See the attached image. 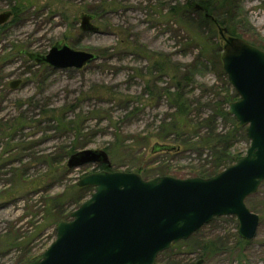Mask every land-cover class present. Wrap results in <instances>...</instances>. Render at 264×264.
<instances>
[{"label":"rangeland","instance_id":"rangeland-1","mask_svg":"<svg viewBox=\"0 0 264 264\" xmlns=\"http://www.w3.org/2000/svg\"><path fill=\"white\" fill-rule=\"evenodd\" d=\"M189 1L0 0V14L16 8L0 27V264L42 255L57 236L51 199L100 171L99 164L69 169L68 158L67 171L57 172L51 162L65 148L103 150L110 171L138 173L145 180L188 179L212 166L208 151L152 152L155 145L172 142L158 136L165 123L173 122L168 93L184 87L192 119L216 114L227 95L238 101L215 58L220 56L223 69L221 56L232 30L235 38L264 51V0H218L213 15L222 24L220 32L196 21L199 5L185 14L171 13ZM83 14L95 15L98 33L81 30ZM188 17L196 23L191 30L182 24ZM58 43L93 53L97 60L79 70L54 69L29 57L45 56ZM15 81L20 83L13 89ZM230 126L218 118V131ZM249 146L242 138L233 152L244 157ZM93 192L88 187L83 203ZM70 196L57 203L63 221L80 207ZM246 205L261 217L254 240L239 237L236 216L216 217L159 254L156 264L200 259L204 264H264V183Z\"/></svg>","mask_w":264,"mask_h":264},{"label":"water","instance_id":"water-1","mask_svg":"<svg viewBox=\"0 0 264 264\" xmlns=\"http://www.w3.org/2000/svg\"><path fill=\"white\" fill-rule=\"evenodd\" d=\"M12 16V11L1 13L0 27ZM94 19L81 15V30L98 33ZM225 41L223 70L240 97L228 113L246 131V155L210 178L145 180L138 173L106 170L86 175L77 185L93 187L91 197L70 214V221L57 223L56 239L42 255L21 264H156L159 254L222 216H236L241 239L256 238L261 217L246 199L264 183V51L239 38ZM29 57L54 69L79 70L97 60L93 53L59 43L45 56ZM169 150L155 146L153 153ZM88 164L111 165L103 150L76 152L67 161L69 169Z\"/></svg>","mask_w":264,"mask_h":264},{"label":"trees","instance_id":"trees-1","mask_svg":"<svg viewBox=\"0 0 264 264\" xmlns=\"http://www.w3.org/2000/svg\"><path fill=\"white\" fill-rule=\"evenodd\" d=\"M193 1V2H192ZM187 3L179 4L177 7H173L171 9V13H175L179 15L180 13L185 14L186 10L195 9L196 5L201 7V11L198 12L196 21L200 23V26L208 27L214 31L220 32L222 25L219 21L217 22L215 16L213 15L216 7L218 6V0H192ZM225 1V0H224ZM196 2V3H195ZM16 8H13V15L15 14ZM180 11V12H179ZM182 14V15H183ZM95 17V15H93ZM187 17V16H186ZM182 24L187 30H191L196 23H194V19L188 17L186 20H182ZM222 22V21H221ZM224 23V22H223ZM5 26L1 27L4 28ZM231 37H236L235 31L232 30L229 32ZM197 36V35H196ZM196 42L198 44L202 43L201 36L196 37ZM211 41V38L209 39ZM213 47H209V49ZM205 51V52H206ZM216 65L219 66L221 71L223 70L220 67V56L218 55L215 58ZM224 73V71H223ZM229 81H227V84ZM230 85V84H229ZM170 95L172 101V108L175 113L173 114V122L167 124L165 123L162 126V131L164 133L158 135L160 139H171L172 142L170 144H157L155 146H166L171 150L164 152H179L183 148L192 149V151L202 154L204 151H208L209 155H211L213 159V164L209 168H201L194 171V176L191 178L201 177V178H210L214 175L220 173L227 167L236 163V161L242 158V154L234 153L233 149L236 144L242 138H247L246 131L244 128H238L237 122L234 118L230 116L226 107L233 103L236 97L227 95L223 101L219 103V109L217 113H213L212 115L207 116V118L198 117L192 119L191 114V106L189 105V97L187 91L184 89H176L175 93H168ZM201 104V103H200ZM204 106V105H202ZM201 106V107H202ZM220 116V117H219ZM224 118L231 122L230 128L225 131H218L216 127L218 118ZM153 147V149L155 148ZM152 149V152H153ZM78 151V147H70L65 148L62 153L57 157V159H53L51 164L52 166L57 167V172L67 171V167L64 165L66 159H68L72 154ZM163 152V151H161ZM52 171L51 167H49ZM100 171H110L109 166L107 165H99ZM112 171V170H111ZM113 172V171H112ZM88 191V187H79L77 184L73 185L70 189L67 190L64 194L59 195L58 197L51 199V202L56 204L55 206V214L53 215L54 222L58 223L64 217V212L57 205L61 201V199H65L70 194H73L75 199L73 200L74 205L78 207L83 203L84 196ZM69 194V195H68ZM71 197V196H70ZM72 203V204H73ZM30 259H27L28 261Z\"/></svg>","mask_w":264,"mask_h":264}]
</instances>
